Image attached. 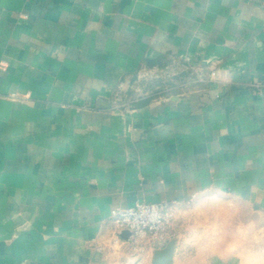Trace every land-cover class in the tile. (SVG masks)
<instances>
[{
  "label": "crops",
  "instance_id": "crops-1",
  "mask_svg": "<svg viewBox=\"0 0 264 264\" xmlns=\"http://www.w3.org/2000/svg\"><path fill=\"white\" fill-rule=\"evenodd\" d=\"M171 59L204 85L118 97ZM209 192L264 212V0H0V264H152L113 210Z\"/></svg>",
  "mask_w": 264,
  "mask_h": 264
},
{
  "label": "rangeland",
  "instance_id": "rangeland-1",
  "mask_svg": "<svg viewBox=\"0 0 264 264\" xmlns=\"http://www.w3.org/2000/svg\"><path fill=\"white\" fill-rule=\"evenodd\" d=\"M203 76L179 59H171L167 66L134 75L118 97L132 107L200 89ZM169 213L171 233L166 242L175 241L178 256L215 254L236 257L237 264H264V212L254 206L209 192L185 205L170 204ZM144 247L134 251V257H147L151 246Z\"/></svg>",
  "mask_w": 264,
  "mask_h": 264
},
{
  "label": "built area",
  "instance_id": "built-area-1",
  "mask_svg": "<svg viewBox=\"0 0 264 264\" xmlns=\"http://www.w3.org/2000/svg\"><path fill=\"white\" fill-rule=\"evenodd\" d=\"M169 206L167 202H136L133 206L113 210L116 238L122 239V232L128 231L127 240L133 253L144 246L163 244L171 233Z\"/></svg>",
  "mask_w": 264,
  "mask_h": 264
},
{
  "label": "water",
  "instance_id": "water-1",
  "mask_svg": "<svg viewBox=\"0 0 264 264\" xmlns=\"http://www.w3.org/2000/svg\"><path fill=\"white\" fill-rule=\"evenodd\" d=\"M129 232L123 231L121 236L125 239L129 238ZM175 241H167L163 246H154L155 250L152 255V264H172V259L175 251Z\"/></svg>",
  "mask_w": 264,
  "mask_h": 264
}]
</instances>
